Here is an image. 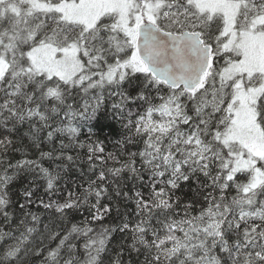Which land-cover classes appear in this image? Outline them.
<instances>
[{"label": "snow or ice", "instance_id": "obj_1", "mask_svg": "<svg viewBox=\"0 0 264 264\" xmlns=\"http://www.w3.org/2000/svg\"><path fill=\"white\" fill-rule=\"evenodd\" d=\"M0 264H264V0H0Z\"/></svg>", "mask_w": 264, "mask_h": 264}]
</instances>
